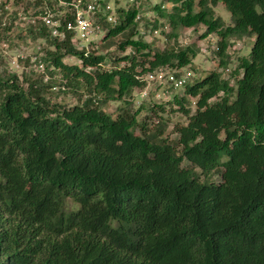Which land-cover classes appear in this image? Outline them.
I'll return each mask as SVG.
<instances>
[{"label": "trees", "instance_id": "obj_1", "mask_svg": "<svg viewBox=\"0 0 264 264\" xmlns=\"http://www.w3.org/2000/svg\"><path fill=\"white\" fill-rule=\"evenodd\" d=\"M73 1H26L25 32L47 45L38 47L47 80L0 73V264H264V0L156 3L152 31L166 24L174 39L163 49L140 31V4L117 6L115 24L101 16L94 47L78 48L71 32L53 37L43 16L62 26ZM218 2L230 24L215 16ZM198 25L202 38L218 36L221 70L180 87L187 120L169 139L164 120L148 127L137 118L143 104L132 112L126 98L159 68L179 75L199 51L177 45L178 31ZM246 37L248 55L224 78L228 48ZM56 86L77 102H51ZM111 100L124 103L115 117L104 109Z\"/></svg>", "mask_w": 264, "mask_h": 264}, {"label": "rangeland", "instance_id": "obj_2", "mask_svg": "<svg viewBox=\"0 0 264 264\" xmlns=\"http://www.w3.org/2000/svg\"><path fill=\"white\" fill-rule=\"evenodd\" d=\"M6 2V0H0V2ZM26 1L34 0H22L21 2L14 3V0H8L5 5L0 3V21L3 26H7L10 29L5 31L0 28V73L7 72L8 75L16 74L19 79L23 78L24 74H31L35 77H43V80H47L49 77L48 73L44 72V65L38 64V57L41 55V48H45L47 45L44 40L40 39L34 41L25 32V28L28 25L30 17L27 14H31V9L26 11ZM168 0H141L140 5L143 10V28L141 32H145V40L151 42L153 48L163 49L167 45H173L174 39H168L166 34L170 28L164 24L162 27H158L156 31H152V20L156 19L155 10H152V6L156 3H164L166 9H170L171 3ZM113 7L122 6L128 7L125 0H118V5L115 4L114 0L111 1ZM38 10V9H36ZM215 16H219L224 20L225 24L231 23V17L228 10L225 8L223 3L218 2L214 8ZM158 21H162L158 19ZM147 22V23H145ZM142 24V23H141ZM204 25H198L197 27H185L180 28L178 31V37L176 39L177 45L179 46H193L198 48V53L191 59V62L177 70V74L182 72H191L192 78H198L207 74L211 70H221L218 67L219 59L213 53L216 49L218 36L215 33H211L205 38H202V34L205 32ZM8 36L7 39H3L4 35ZM21 35L20 37H18ZM92 36V35H91ZM94 37V38H93ZM89 37V40L82 41L86 47H94L95 44H89L94 41L96 45L100 44L102 38V31L98 35ZM118 37L113 38L116 44L108 50L109 53L116 52L118 49L117 43ZM253 37H246L242 40L232 41V45L228 48L229 55L231 56V63L228 70L223 71L222 76L224 78L229 77L230 71L234 68L237 63V57H245L248 55L250 45ZM74 44L79 48L78 44ZM40 47V50L39 48ZM106 52V51H105ZM132 52L130 47H127L125 51H119L118 54H128ZM111 55H107V62L105 67L111 68L114 66ZM27 60V61H26ZM64 62L68 64H80V61L76 57L67 56L64 58ZM123 63V62H122ZM175 71V70H174ZM169 69H164L165 76H156L154 79H149L146 76V86L141 90H135L130 100L131 105L128 109L135 112L142 104L143 107L137 115L138 120L144 121L148 127L152 128L157 121L164 120L167 124L165 135L169 139L175 138L177 133L175 126L186 122L187 117L182 113L179 108L180 105L177 100H180L184 95L181 88L174 89L168 86L167 74L173 73ZM56 79H59V74L56 75ZM233 83V81H231ZM45 96L51 102H61L65 105L75 104L78 100L77 95L72 92H60L58 86L52 91H47ZM185 107L193 112L195 110V98L191 96L186 97ZM157 107L155 105H158ZM154 106L155 111H152ZM124 108L122 100H111L109 101L104 109L106 112L115 117L119 111ZM137 133L139 130H136ZM215 179V178H214Z\"/></svg>", "mask_w": 264, "mask_h": 264}, {"label": "built area", "instance_id": "obj_3", "mask_svg": "<svg viewBox=\"0 0 264 264\" xmlns=\"http://www.w3.org/2000/svg\"><path fill=\"white\" fill-rule=\"evenodd\" d=\"M111 1L112 0H74L73 3H71L74 12L71 14V18L66 19L62 26L59 20L54 19L52 13L44 15L43 21L49 27V32L53 37L64 39L66 32H71V40L78 44L79 48L85 47L87 49L82 41L89 40V37H96V35L102 31L100 26L101 16H104L108 23H116V7L111 5ZM125 1L128 6L135 5V7H138L141 2V0ZM139 16L140 15L137 14L136 19H138ZM156 76H165L164 69L159 68L157 71L147 74V78L149 79H154ZM192 76L191 72H182L178 76L173 72L167 74L166 82L169 87L180 88L186 81L190 80Z\"/></svg>", "mask_w": 264, "mask_h": 264}]
</instances>
